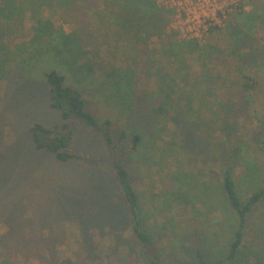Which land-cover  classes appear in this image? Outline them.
Returning a JSON list of instances; mask_svg holds the SVG:
<instances>
[{
  "label": "rangeland",
  "instance_id": "374dc122",
  "mask_svg": "<svg viewBox=\"0 0 264 264\" xmlns=\"http://www.w3.org/2000/svg\"><path fill=\"white\" fill-rule=\"evenodd\" d=\"M48 3L41 17L51 20L52 37L59 39V32L81 37L83 53L89 52L73 70L91 63L90 57L98 53L94 62L101 68L109 70L114 63L120 70L132 72L131 106L127 113L117 109V87L111 85L119 79L109 81L99 71L75 75L63 65L62 56L46 42L50 36L37 37L40 28L30 13L18 17L10 28L0 22V34L7 31L0 38L10 55L5 72H0V166L6 167L9 161L18 166L12 160L13 148V152L20 150L15 154L20 158L19 168L31 165L28 183L18 189L26 211L22 223L30 222L26 231H32L31 236L49 241L43 255L35 254L42 259L23 258L20 251L17 264H147L149 257L132 234L128 206L113 181L112 164L124 157L142 203L141 222L160 253L159 264H198L197 250L209 263L215 254L226 256L234 214L220 190L225 162L232 167L243 201L264 191V0H251L243 15L230 17L224 28L198 39L202 50H195L194 45L189 50L190 44H186L184 48L191 53L181 56L169 54V45L195 41L172 29L173 15L163 21L164 33L156 31L149 39L148 34H142L136 40L124 33L104 0H69L66 14L54 6L56 0ZM249 15L254 25L245 28L243 22H249ZM235 32L244 34L248 47H233ZM244 55L249 56L248 67L240 68L236 78ZM49 67L67 77V84L82 94L88 111L102 122L111 121L113 145L74 123L78 129L72 151L80 160L61 164L53 156L32 154L29 128L35 123L48 128L62 123L60 114L48 107L42 74ZM161 70L175 78L168 84L173 97L179 100L183 96L179 100L182 112L173 111L157 124L146 104L147 97L159 89ZM243 73L258 82L252 92L254 105L239 115L238 134L228 138L222 130L215 133L209 127L217 128L215 121L221 123L226 117L224 108L217 110L219 103L225 102L227 109L240 97ZM105 89L109 94L99 101L97 90L107 92ZM124 90L126 87L121 92ZM189 95L194 98L192 110ZM200 105L202 111L197 112ZM186 111L194 116L187 117ZM135 135L141 140L137 151L128 156ZM183 161L186 172L197 177L185 187L178 185L180 192L171 205L166 196L176 185L174 174ZM207 185H214V190H204ZM44 210L53 219L50 225L39 218ZM248 221L245 253L234 264H264V198ZM7 232L0 218V237ZM207 235L213 240L209 244H205Z\"/></svg>",
  "mask_w": 264,
  "mask_h": 264
},
{
  "label": "trees",
  "instance_id": "16d2710c",
  "mask_svg": "<svg viewBox=\"0 0 264 264\" xmlns=\"http://www.w3.org/2000/svg\"><path fill=\"white\" fill-rule=\"evenodd\" d=\"M104 1L107 5V8H112V12H115L114 18L118 25L122 27L124 33L132 36L136 40L139 39L142 34H148L149 39L151 35L154 36L156 34V31L161 34L164 33L162 23L163 21H167V19L172 17L171 11L159 7L156 4V0ZM48 2L49 0H0V22L4 23L8 26V28H10L12 25L16 24L18 17L22 18L25 14L30 13L32 19L36 21L40 28L37 37H46L47 35L50 36V38L46 39V42H48L50 45H53L52 49L62 56L63 65L69 68L72 73H75L76 75L83 72L90 73L99 71L109 81L119 79V82L115 81L111 87L113 85L117 87V93H115V98L117 97V109L125 110L127 113L131 106L129 97L131 96L133 86L131 81L133 76H131L130 73H133L128 70H120L119 66L114 63L110 64L111 66L109 70L101 68L100 65L94 62V60L99 57L98 53L93 54L90 57L91 63L88 65L84 64L82 65L83 67H77L73 70V66H75L78 62H81L82 58L85 57V54L88 55L89 52H85V54L83 53V48L80 45L81 37H77L76 35L75 37L72 35L68 36L63 32H59V39H57L55 36L52 37V33L55 30H53L51 20L49 19V21L41 17L42 8L44 5L49 4ZM68 2L69 0H56L54 6L59 8V10L57 9L58 11L66 14L70 10V7H68ZM243 12L244 10L238 15H243ZM245 20L243 22L244 26L246 25L245 28H249V26L252 28L254 25V19L252 16L249 17V22L248 20ZM50 24L51 27L49 26ZM216 30L219 29H212L210 34ZM1 34L7 35V31H3ZM235 35L237 38L236 43L233 46L234 48L238 47L239 44H244V47H248V45L243 40V33L237 34L235 32ZM190 40L195 42H192V44L189 43L188 40H184L182 44L177 43V41L175 43H171L169 45V54L181 56L183 52H190L186 51L184 48L186 47V44H190L188 47H186L189 50H191V45H194L193 47L195 50H202V48L198 45V39ZM3 43V40L0 38V72L2 73L5 72V65L8 58L10 57L9 53H7V50H5L6 48ZM195 44L197 47H195ZM177 49H180V52H178ZM144 54L145 53L143 52L139 55ZM244 56L245 58L239 61L241 65L236 68V78H239L240 68L245 69L248 67L247 60L249 56ZM42 77L48 88V107L50 110L60 114L62 123L60 125H55L52 128L45 127L40 123H35L29 128L28 133L31 135L32 139L30 143L33 150V155H50L61 164L73 163L80 160V156L72 151L73 136L78 129L77 126H74V123L82 125L85 129L90 131L95 138L106 139L107 144L113 145L109 131V125L111 124V121L106 120L105 122H102L90 111H88L82 94L77 89L67 84V77L61 73L59 69L49 67L46 72H43ZM241 77L243 81L239 80L242 89L240 97L236 98V101L233 99L234 101L232 102V106L228 107L227 109V104L225 105V102L219 103V109L217 110L222 111V108H224L226 117L223 121H221V123H219V121H215L217 128H213L212 126L209 127L211 130H214L215 133L219 129L222 130V132L226 134L228 138L234 134H238L239 115L246 113L250 104L254 105L252 92L256 91L258 82L254 80L253 77L248 76L245 73H243ZM174 79V77L170 76L164 71L163 73L162 70L158 71L159 92L156 91L153 93V95L147 97L148 102L146 105H148V109L150 110L151 114L156 118L157 124L163 123L165 118L173 111L177 113L182 112L180 111L181 105L179 100H182L181 97L183 96H180L179 100L178 97H173L174 93L168 84V82H174ZM123 87H126V90L121 92ZM105 88L109 90L107 86ZM108 90L107 92H102L103 90H97L99 101H101V96L109 94ZM188 99L190 102H192L188 104L189 109L192 110L194 98L192 95H189ZM202 108L203 105H200V107L197 109V112H200V110L202 111ZM204 108H206L205 103ZM184 113L187 117L194 116L192 113H190V111H186ZM140 140V137L135 135L131 142V146L129 148L130 153L128 156L131 153L137 151ZM209 142L211 143V141ZM13 149L11 150V154L13 155L12 157L15 158L12 160H15V163L18 166H21L19 160L20 158L18 155L15 156V154L20 153V150L16 149V153L13 152ZM124 160L125 157L120 160H115L112 164L111 168L113 172V181L122 195L124 204L128 206L132 224V234L141 244L142 249L149 257L147 264H159V250L156 247L152 236L147 232L141 222V214L143 210L142 203L140 201L139 194L132 185L130 173L126 168ZM160 164L166 166L165 162L162 163L161 161ZM185 165L186 164L184 161L182 164H180L179 171L174 174L176 178V185L171 193H167V196L165 194L166 199L170 201L171 205L175 202V197H177L180 192L178 185L185 187V185L193 183L194 178L197 177V175L192 174V172H186ZM18 166H15L12 161H9L6 167L0 166V218L8 228V232L0 237V264H17V257L19 256L20 251L23 258H26V256H35L36 253H41L43 255L45 249H47L49 246L48 240L43 241V238L40 236L36 238L35 236H31L30 234L32 231L27 233L26 227L27 224L30 225V222L25 224L22 223L24 219L23 214L26 211L23 208V199H18V189L26 182L28 183V173L31 165L28 169H23L22 167H20V169ZM33 168L34 167H31V169ZM7 170H9L8 173L6 172ZM198 185L199 184H197V186ZM210 186H205L204 190H214V185ZM220 190L228 208L234 214L232 238L228 244V252L226 256L222 257L215 254L212 262L209 263L205 260L202 252L197 250L195 255L198 264H234L235 261L243 257L242 255L245 253L246 249L244 242L246 240L249 227L248 218L254 212L258 203L264 198V191H259L252 193L247 198V200L243 201L238 193V189L233 177L232 167H230L226 162L222 171ZM39 216L40 219H46L49 225L53 220L49 216L48 210L40 212ZM215 236L216 235H214V237ZM211 237L212 236L208 235L205 236V244H209L213 241L211 240ZM27 253H31L32 255H26ZM35 258L42 259V257H37V255Z\"/></svg>",
  "mask_w": 264,
  "mask_h": 264
},
{
  "label": "built area",
  "instance_id": "2783aa9c",
  "mask_svg": "<svg viewBox=\"0 0 264 264\" xmlns=\"http://www.w3.org/2000/svg\"><path fill=\"white\" fill-rule=\"evenodd\" d=\"M251 0H156L171 11L172 29L186 33L188 39H200L212 29L227 25L230 17L240 14Z\"/></svg>",
  "mask_w": 264,
  "mask_h": 264
}]
</instances>
